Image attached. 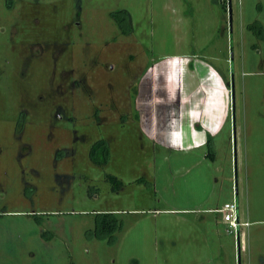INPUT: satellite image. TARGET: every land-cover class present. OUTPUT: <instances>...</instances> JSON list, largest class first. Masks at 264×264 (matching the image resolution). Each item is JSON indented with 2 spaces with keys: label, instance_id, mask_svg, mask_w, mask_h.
<instances>
[{
  "label": "rangeland",
  "instance_id": "374dc122",
  "mask_svg": "<svg viewBox=\"0 0 264 264\" xmlns=\"http://www.w3.org/2000/svg\"><path fill=\"white\" fill-rule=\"evenodd\" d=\"M0 264H264V0H0Z\"/></svg>",
  "mask_w": 264,
  "mask_h": 264
},
{
  "label": "trees",
  "instance_id": "16d2710c",
  "mask_svg": "<svg viewBox=\"0 0 264 264\" xmlns=\"http://www.w3.org/2000/svg\"><path fill=\"white\" fill-rule=\"evenodd\" d=\"M119 13H123V15H125L129 19L128 12L124 10L111 12L110 15L112 18H115L119 22ZM126 30L127 28L121 27V31L125 32ZM196 125L197 127H199V124ZM211 136V134L207 133L206 145H210ZM99 154H102V157H99ZM208 155H210L209 152ZM107 157L108 148L105 140L98 139L94 141L89 148V158L95 163L102 164L106 162ZM106 179L112 183L113 189H117L118 185L121 184L120 179H118L114 174L107 173ZM121 227V220L116 216L114 211H101L95 214L94 225L93 228L89 230V233L91 232L98 238H107L108 240H112L115 237L116 231L120 230Z\"/></svg>",
  "mask_w": 264,
  "mask_h": 264
},
{
  "label": "built area",
  "instance_id": "2783aa9c",
  "mask_svg": "<svg viewBox=\"0 0 264 264\" xmlns=\"http://www.w3.org/2000/svg\"><path fill=\"white\" fill-rule=\"evenodd\" d=\"M220 213V219L226 224L227 230L233 232L238 241L239 249H244V230L247 222L239 218L237 199L223 202L219 207L213 209Z\"/></svg>",
  "mask_w": 264,
  "mask_h": 264
},
{
  "label": "crops",
  "instance_id": "0c3cea01",
  "mask_svg": "<svg viewBox=\"0 0 264 264\" xmlns=\"http://www.w3.org/2000/svg\"><path fill=\"white\" fill-rule=\"evenodd\" d=\"M165 57H167V56H165ZM151 66H153V65H150L149 67H151ZM213 68V67H212ZM214 69V68H213ZM215 70V69H214ZM216 71V70H215ZM217 72V71H216ZM218 73V72H217ZM219 74V73H218ZM152 92H153V90H152ZM153 94H155L154 92H153ZM181 104V103H180ZM153 125H154V123H152ZM215 208H217V207H215ZM214 209V208H213ZM109 210H115V209H109ZM214 211V210H213ZM216 212V211H215ZM216 213H218V212H216ZM220 219V218H219Z\"/></svg>",
  "mask_w": 264,
  "mask_h": 264
},
{
  "label": "water",
  "instance_id": "95a60500",
  "mask_svg": "<svg viewBox=\"0 0 264 264\" xmlns=\"http://www.w3.org/2000/svg\"><path fill=\"white\" fill-rule=\"evenodd\" d=\"M225 84H226V85H228V84H229V82H228V81H226V82H225ZM237 250H239V247H238V241H237Z\"/></svg>",
  "mask_w": 264,
  "mask_h": 264
},
{
  "label": "flooded vegetation",
  "instance_id": "af4514ba",
  "mask_svg": "<svg viewBox=\"0 0 264 264\" xmlns=\"http://www.w3.org/2000/svg\"><path fill=\"white\" fill-rule=\"evenodd\" d=\"M135 116H136V114H135ZM136 118H137V120H138V117L136 116Z\"/></svg>",
  "mask_w": 264,
  "mask_h": 264
}]
</instances>
